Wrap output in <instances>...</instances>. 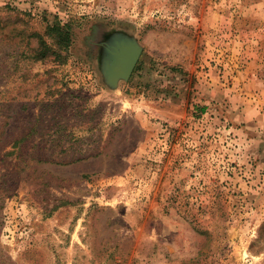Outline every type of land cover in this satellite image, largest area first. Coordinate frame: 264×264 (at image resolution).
Masks as SVG:
<instances>
[{
    "label": "rangeland",
    "instance_id": "374dc122",
    "mask_svg": "<svg viewBox=\"0 0 264 264\" xmlns=\"http://www.w3.org/2000/svg\"><path fill=\"white\" fill-rule=\"evenodd\" d=\"M0 264H264V0H0Z\"/></svg>",
    "mask_w": 264,
    "mask_h": 264
},
{
    "label": "water",
    "instance_id": "95a60500",
    "mask_svg": "<svg viewBox=\"0 0 264 264\" xmlns=\"http://www.w3.org/2000/svg\"><path fill=\"white\" fill-rule=\"evenodd\" d=\"M104 73L112 84L128 80L139 60L142 46L136 39L120 37L104 42Z\"/></svg>",
    "mask_w": 264,
    "mask_h": 264
},
{
    "label": "trees",
    "instance_id": "16d2710c",
    "mask_svg": "<svg viewBox=\"0 0 264 264\" xmlns=\"http://www.w3.org/2000/svg\"><path fill=\"white\" fill-rule=\"evenodd\" d=\"M48 29L50 31V33L52 34L53 32L55 33L54 37L56 36L55 38V41L56 43L59 44V46L62 47L63 50H65L66 52L68 51L69 47H70V44H71V36H72V30H71V27L68 25V24H60V23H56V24H53V26H48ZM33 35L37 36V35H40L39 33H36L34 32ZM43 41V40H41ZM43 47H49L47 46V44L44 42V45ZM47 50L48 49H44V51L46 52H41V56L39 57H45V55L47 54ZM59 57H62V54L60 55L59 54ZM62 59H65V58H62Z\"/></svg>",
    "mask_w": 264,
    "mask_h": 264
}]
</instances>
